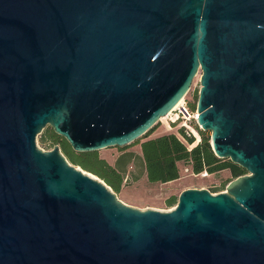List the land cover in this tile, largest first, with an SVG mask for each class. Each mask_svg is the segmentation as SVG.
Returning <instances> with one entry per match:
<instances>
[{"label":"water","instance_id":"water-1","mask_svg":"<svg viewBox=\"0 0 264 264\" xmlns=\"http://www.w3.org/2000/svg\"><path fill=\"white\" fill-rule=\"evenodd\" d=\"M198 74L224 192L141 210L37 146L133 144ZM0 264H264V0H0Z\"/></svg>","mask_w":264,"mask_h":264},{"label":"trees","instance_id":"trees-1","mask_svg":"<svg viewBox=\"0 0 264 264\" xmlns=\"http://www.w3.org/2000/svg\"><path fill=\"white\" fill-rule=\"evenodd\" d=\"M191 107L189 105L191 110L196 109V105ZM154 129L155 126L149 133ZM149 133L133 143L140 145L141 154L125 151L130 145L118 147L120 151L125 152L118 156L114 165L102 156L101 151H75L69 142L58 135L52 127L47 129L45 138L59 145L70 163L98 176L117 193L122 190L125 182L140 180L144 175L151 183H167L177 180L182 176L184 167H189L194 173H201L205 170L209 173H216L230 169L233 180L247 174L246 169L229 158L216 156L211 146V137L203 130H201L202 140L199 141L198 136V142L195 145L193 136L186 137L184 140L176 133H169L149 138ZM130 166L135 169L129 170ZM167 204L176 205L177 197H170Z\"/></svg>","mask_w":264,"mask_h":264},{"label":"rangeland","instance_id":"rangeland-1","mask_svg":"<svg viewBox=\"0 0 264 264\" xmlns=\"http://www.w3.org/2000/svg\"><path fill=\"white\" fill-rule=\"evenodd\" d=\"M200 74L195 77L194 82L191 86L190 91L186 95L185 99L189 103L190 107L192 105H196L199 91H200ZM192 108V107H191ZM197 132L200 134V138L202 140L201 126L193 123ZM51 128L47 126L42 133L38 134L36 138L37 146L43 150H52L56 144H53L51 140L45 138V134L47 129ZM183 128L180 126V122L171 123L168 118L161 119L157 125H155V129L151 131L149 136H157L161 134H169L176 133L178 135H182ZM204 131V130H203ZM204 133L211 137V131H204ZM195 138V136H193ZM200 140V141H201ZM198 141L195 138V142ZM194 142V145H195ZM193 145V144H191ZM133 150L139 151V144H130L129 148ZM103 155L108 157L110 160H115L121 151L117 147H112L108 150H103ZM141 154V153H140ZM135 168L130 166L129 170H134ZM248 173V171H247ZM182 176L174 181L167 183H151L147 180V177L144 175L140 180H128L122 187L120 192L114 191L109 185H107L115 194H117L118 198L121 199L126 204L141 209H155L159 211H170L175 207L167 204V201L170 197H177V202L179 195L182 191L190 188H206L210 190L212 193H220L227 190V183L233 180L232 173L230 169H225L216 173H209L208 177H194L191 175H185L182 171ZM94 175V174H92ZM96 175H94L95 177ZM102 180L101 178H99ZM226 185V186H225Z\"/></svg>","mask_w":264,"mask_h":264},{"label":"built area","instance_id":"built-area-1","mask_svg":"<svg viewBox=\"0 0 264 264\" xmlns=\"http://www.w3.org/2000/svg\"><path fill=\"white\" fill-rule=\"evenodd\" d=\"M167 118L173 124L180 122V126L184 129L183 134L181 135L182 139L185 140L186 137L195 136V138L198 140V135L200 136V134L197 132L195 125H193V123L199 125L197 121L198 112H197V109L191 110L189 108L187 99H184L182 102H179L175 106L174 110L167 116ZM183 173L185 175H191L194 177L200 176L203 178L208 177L210 175L209 172L206 170L201 173H194L189 167H184Z\"/></svg>","mask_w":264,"mask_h":264},{"label":"crops","instance_id":"crops-1","mask_svg":"<svg viewBox=\"0 0 264 264\" xmlns=\"http://www.w3.org/2000/svg\"><path fill=\"white\" fill-rule=\"evenodd\" d=\"M164 134H165V133H164ZM161 135H162V134H161ZM158 136H160V135H157V136H150L149 138H155V137H158ZM139 146H140V145H139ZM110 148H112V147H110ZM110 148L102 149V150H100V151H101L102 156H103L104 158H106L111 164L114 165V164L116 163V160H117L118 157H117L115 160H110L108 157L104 156V155H103V152H102L103 150H108V149H110ZM117 148H118V147H117ZM125 151H133V152L139 153V152H137L138 150H136V151H135L134 149L132 150L131 147H130V148L128 147ZM125 151H121V153H122V152H125ZM139 151H140V153H141L140 148H139ZM119 155H120V154H119ZM119 155H118V156H119ZM145 176H146V175H145Z\"/></svg>","mask_w":264,"mask_h":264},{"label":"bare ground","instance_id":"bare-ground-1","mask_svg":"<svg viewBox=\"0 0 264 264\" xmlns=\"http://www.w3.org/2000/svg\"><path fill=\"white\" fill-rule=\"evenodd\" d=\"M184 99H185V98H183L180 102H182ZM165 118H167V116H166V117H163L162 119H165Z\"/></svg>","mask_w":264,"mask_h":264}]
</instances>
